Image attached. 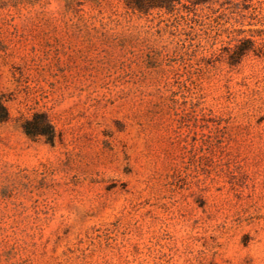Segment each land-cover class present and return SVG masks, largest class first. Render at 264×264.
<instances>
[{
    "label": "rangeland",
    "instance_id": "1",
    "mask_svg": "<svg viewBox=\"0 0 264 264\" xmlns=\"http://www.w3.org/2000/svg\"><path fill=\"white\" fill-rule=\"evenodd\" d=\"M0 98V264H264V0H0Z\"/></svg>",
    "mask_w": 264,
    "mask_h": 264
},
{
    "label": "trees",
    "instance_id": "2",
    "mask_svg": "<svg viewBox=\"0 0 264 264\" xmlns=\"http://www.w3.org/2000/svg\"><path fill=\"white\" fill-rule=\"evenodd\" d=\"M125 6L132 10L139 13H146L152 9H164L166 11H172L176 4L179 3V0H122ZM202 3L205 0H200ZM247 50H244L240 53L243 55ZM8 120V113L3 105V102L0 98V123H4ZM27 135H35L40 134L42 132H29L25 130Z\"/></svg>",
    "mask_w": 264,
    "mask_h": 264
}]
</instances>
